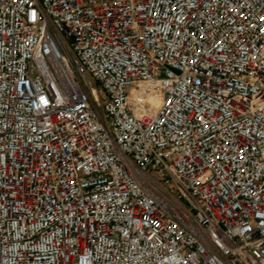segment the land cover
I'll list each match as a JSON object with an SVG mask.
<instances>
[{
  "label": "built area",
  "instance_id": "obj_1",
  "mask_svg": "<svg viewBox=\"0 0 264 264\" xmlns=\"http://www.w3.org/2000/svg\"><path fill=\"white\" fill-rule=\"evenodd\" d=\"M0 264H264V0H0Z\"/></svg>",
  "mask_w": 264,
  "mask_h": 264
},
{
  "label": "rangeland",
  "instance_id": "obj_2",
  "mask_svg": "<svg viewBox=\"0 0 264 264\" xmlns=\"http://www.w3.org/2000/svg\"><path fill=\"white\" fill-rule=\"evenodd\" d=\"M59 38L63 45L65 46L66 51L70 54L73 55V51L71 49L72 47V40L66 35V34H60ZM156 102H154L155 104Z\"/></svg>",
  "mask_w": 264,
  "mask_h": 264
}]
</instances>
